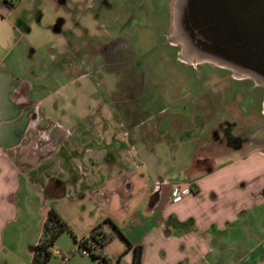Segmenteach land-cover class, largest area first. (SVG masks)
I'll return each instance as SVG.
<instances>
[{
  "label": "crops",
  "instance_id": "crops-1",
  "mask_svg": "<svg viewBox=\"0 0 264 264\" xmlns=\"http://www.w3.org/2000/svg\"><path fill=\"white\" fill-rule=\"evenodd\" d=\"M98 3L0 0V264H32L50 209L77 240L113 223L142 247L140 264H264V142L227 149L214 140L175 177L154 174L172 146L157 137L190 122L187 100L205 89L183 83L173 99L144 82L132 94L140 84L126 76L136 71L133 46L120 36L123 24L117 38L101 41ZM165 46L193 67L175 44ZM58 78L75 92L52 91ZM178 181L193 193L172 200ZM86 202L99 212L82 229ZM64 233L54 248L72 254ZM106 246L105 261L88 264H132L133 247L114 261Z\"/></svg>",
  "mask_w": 264,
  "mask_h": 264
},
{
  "label": "rangeland",
  "instance_id": "rangeland-1",
  "mask_svg": "<svg viewBox=\"0 0 264 264\" xmlns=\"http://www.w3.org/2000/svg\"><path fill=\"white\" fill-rule=\"evenodd\" d=\"M170 1L172 0H99L97 6L100 15L98 22L104 23L97 28L101 41H106L111 36L117 38L123 24L124 34L120 36L133 46L131 59L132 63H135L136 71L132 70L130 74L125 75L134 78L133 82L140 84L131 85L132 94L141 92L144 89L142 88L144 82H146L145 91H153L156 88L160 95L168 93L173 99L177 97V90L181 89L180 86H183V83L189 88L190 84L194 83L195 89L199 87V82L204 86L202 96L189 97L187 100L190 103L189 106L191 105L190 122L188 120L191 125L187 127V122L180 123V131L170 130L169 121L172 117L164 116V122H166L164 127L169 129V132H163V137H157L156 142L172 146L161 150L157 163L159 169L153 170V173L158 172L165 178L175 177V172L190 165L191 158L197 154L198 146H208L214 140L220 139L221 145L226 143L227 149L232 144H227L226 137L240 139V142H236L232 147L243 143L253 145L264 142V87L259 85L255 87L246 78V74L236 71L232 74L211 61L186 59L181 47L176 46L177 41L172 36L171 19L167 11ZM180 6L177 22L183 19L182 11H186L185 0L180 2ZM104 13H107L108 19L105 16L101 18ZM106 25L107 28L103 29ZM168 43L175 44L179 50V57L188 60L193 67L177 62L174 49L165 46ZM130 67L132 65L128 68ZM200 76H202L201 79H199ZM64 82L62 78L50 79V89L57 93L72 92L73 94L75 85L67 87ZM170 83L176 90L174 97L173 92L170 94L173 90ZM257 83L263 84L261 81ZM42 138H45L43 132H36L34 139ZM83 207L86 208L84 211L89 213L85 215L82 224V229H85L94 220L93 217L99 210L91 202H86ZM69 230L72 232L70 227ZM73 236L66 232L60 238L61 244L67 246L72 244L74 252L68 253L70 260L61 262L59 257L53 254L56 248L53 244L50 247L52 256L49 264H55V261L61 264H88L95 261L90 256H82L78 252ZM125 248L126 243L114 237L107 244L105 251L113 255L115 261L118 254Z\"/></svg>",
  "mask_w": 264,
  "mask_h": 264
},
{
  "label": "flooded vegetation",
  "instance_id": "flooded-vegetation-1",
  "mask_svg": "<svg viewBox=\"0 0 264 264\" xmlns=\"http://www.w3.org/2000/svg\"><path fill=\"white\" fill-rule=\"evenodd\" d=\"M181 1L168 2L167 11L175 44L183 49L184 38L173 27ZM185 12L194 31L230 66L217 65L232 74H246L253 86L264 87V0H189ZM226 139L227 144L240 142L239 138Z\"/></svg>",
  "mask_w": 264,
  "mask_h": 264
},
{
  "label": "trees",
  "instance_id": "trees-1",
  "mask_svg": "<svg viewBox=\"0 0 264 264\" xmlns=\"http://www.w3.org/2000/svg\"><path fill=\"white\" fill-rule=\"evenodd\" d=\"M110 231H106L102 228V224H98L94 227L88 236L76 239L73 236L74 242L79 248V246H86L88 244L94 246L97 251L96 254H92L90 257L93 259L101 258L105 261L102 256L104 247L110 243L114 237L118 236L126 243L125 250L131 249L133 247V261L132 264L141 263L142 247L140 245L133 246L121 233V231L113 224ZM63 232H69L68 225L65 221L58 215L54 209H50L47 214V219L44 224L43 236L39 244L35 247L32 264H45L52 256L50 247L54 244V241ZM72 234V233H71ZM122 254L117 256V261L120 260Z\"/></svg>",
  "mask_w": 264,
  "mask_h": 264
},
{
  "label": "water",
  "instance_id": "water-1",
  "mask_svg": "<svg viewBox=\"0 0 264 264\" xmlns=\"http://www.w3.org/2000/svg\"><path fill=\"white\" fill-rule=\"evenodd\" d=\"M187 1H185V4L187 5ZM191 1V0H190ZM182 17L183 19L177 22L179 18L175 19V22L173 23V27L180 32L182 37L184 38V42L182 44V53L183 56H186V59H197L199 61H212L216 64L222 65V66H230L227 59L222 57L218 54V52H215L212 50L211 47H209V44H206V41L204 37L200 36L196 31H194L191 20L187 17H185L186 12L182 11ZM186 18V19H184ZM190 21H189V20ZM213 46V45H210ZM222 53V52H219ZM185 54V55H184Z\"/></svg>",
  "mask_w": 264,
  "mask_h": 264
},
{
  "label": "built area",
  "instance_id": "built-area-1",
  "mask_svg": "<svg viewBox=\"0 0 264 264\" xmlns=\"http://www.w3.org/2000/svg\"><path fill=\"white\" fill-rule=\"evenodd\" d=\"M191 193H193V187L191 183L187 181H178L173 185L170 192V197L172 200H176V199L184 198L190 195ZM77 250L82 256H86V257L91 256L92 254H96L97 252L94 246L90 244L86 246H79ZM53 254L55 256L60 257L62 262H65L69 259V254H63L57 249L53 251Z\"/></svg>",
  "mask_w": 264,
  "mask_h": 264
}]
</instances>
